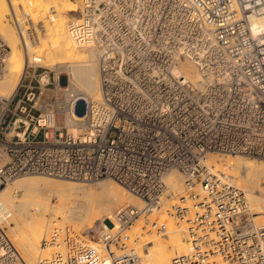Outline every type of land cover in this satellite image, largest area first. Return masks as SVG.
<instances>
[{"label": "built area", "instance_id": "built-area-1", "mask_svg": "<svg viewBox=\"0 0 264 264\" xmlns=\"http://www.w3.org/2000/svg\"><path fill=\"white\" fill-rule=\"evenodd\" d=\"M66 28L96 52L99 97H78L68 82L59 86L60 69L27 63L13 94L0 95V187L25 174L118 182L143 207L117 212V234L101 230L106 251L125 245L140 216L160 229L146 218L176 170L183 201L171 209L189 250L172 264H264V223L207 163L209 155L264 159V0H78ZM8 53L0 35V80ZM184 61L206 82L187 78ZM65 235V249L37 264H141L134 247L102 256L74 230ZM16 260L0 225V264Z\"/></svg>", "mask_w": 264, "mask_h": 264}, {"label": "bare ground", "instance_id": "bare-ground-1", "mask_svg": "<svg viewBox=\"0 0 264 264\" xmlns=\"http://www.w3.org/2000/svg\"><path fill=\"white\" fill-rule=\"evenodd\" d=\"M77 10L78 0H0V35L9 48L6 73L0 81V95L10 97L20 82L26 64L34 63L56 67L63 75L68 74V87L72 86L78 97H99L96 52L76 45L67 32V21ZM7 16L11 20L14 16L15 20L12 21L15 26L10 24ZM29 34L32 36L28 37ZM57 65H63L64 68ZM181 69L190 80L206 82L190 62H182ZM216 156L207 157L212 172L223 174L220 178L222 181L242 190L243 198L254 213V223L263 224L264 161L234 155L224 159ZM10 183L0 188V222L12 216L11 220L26 226L24 241L21 242L23 253L22 256L17 254V264H37L41 259L50 257L54 251H63L65 232L72 230L69 224L79 223L84 211L88 214V223L98 219L106 221L102 224L105 231L115 235L119 232L117 212L127 205L138 209L143 207L141 199L111 179L100 180L96 186L90 187L84 182L29 174L17 177ZM165 184V196L159 211L155 209L146 218L151 221L157 212V218L152 220L160 228L156 233L149 228L150 232L143 234L145 237L141 239L142 232L139 234V229L143 217L140 216L129 224V232L124 234L127 236L124 237L125 245L112 246L105 251L100 244L87 240L86 244L108 257L112 251L120 255L129 251V247H134V253L139 257L140 253L143 254L145 264H172L173 256L187 253L189 244L185 240L186 224L184 221L178 223L172 214L174 208L171 209L173 204H181L183 201L180 198L184 193L181 192L183 177L176 170L170 171L165 175ZM16 191H21L19 196L14 194ZM173 197H177V200L171 203ZM185 201V205L190 206L191 201L187 198ZM47 215L53 216V219ZM57 217L60 218L58 221ZM145 226L148 228L149 224ZM145 226L141 229L146 230ZM51 231H57L55 241L39 246V239L43 244Z\"/></svg>", "mask_w": 264, "mask_h": 264}, {"label": "rangeland", "instance_id": "rangeland-1", "mask_svg": "<svg viewBox=\"0 0 264 264\" xmlns=\"http://www.w3.org/2000/svg\"><path fill=\"white\" fill-rule=\"evenodd\" d=\"M19 13H21V10H20V8H19ZM8 17V19H9V22H10V24L12 25V26H15V24L13 23V21L15 20V18H14V16H12V20L9 18V16H7ZM30 36H32L31 34H29V36L28 37H30ZM59 66H61V68H62V66L63 65H57V67H59ZM63 68H64V66H63ZM68 76L69 75H63L62 77H64L63 78V82L60 84V86L61 87H64V86H67V84H66V82H68ZM3 79V78H2ZM2 79L0 80V81H2ZM75 91V90H74ZM83 110H84V103L83 102H79L78 104H77V107H76V111L78 112V113H82L83 112ZM217 158H225L226 156H216ZM243 157V156H242ZM223 158V159H224ZM247 158H252V157H247ZM259 160H262V161H264V159H259ZM25 175H29V174H25ZM25 175H21V176H25ZM30 175H41V174H30ZM43 176H46V175H43ZM20 177V176H19ZM47 177H52V176H47ZM17 178V177H16ZM53 178V177H52ZM54 178H57V177H54ZM15 179V178H14ZM14 179H12L11 181H9V182H7L6 184H4V185H2L1 187H3V186H5V185H7V184H11L10 182H12ZM57 179H63V178H57ZM103 179H105V180H110V178H100V179H98V180H95V181H93V182H85V181H75V182H79V183H85L86 185L88 184V186H90V187H94V186H96V183L98 182V181H100V180H103ZM112 180V179H111ZM114 181V180H113ZM95 182V183H94ZM0 187V188H1ZM183 188H184V185L182 186ZM183 190V189H182ZM181 190V192H183ZM180 192V193H181ZM20 193H21V191H16L14 194H17V196H19L20 195ZM180 193H178L177 195H179ZM173 201H171V203L172 202H175L176 200H177V197L175 198V197H173V199H172ZM54 201V200H53ZM161 207V206H160ZM160 207L158 208V210L157 211H159V209H160ZM34 211V210H33ZM83 212V211H82ZM159 213V212H158ZM11 217L12 216H8L7 218H5L4 220H2L1 222H0V225H1V227H3V229H4V231H5V233L7 234V236H8V238L10 239V241L13 243V245H14V247H15V249L17 250V254H19V256H22V253H23V248H22V241H24V236H25V234H26V226H24L23 224H21V223H17L16 221H14V220H11ZM47 217H51L50 219L52 220L53 219V216H48L47 215ZM82 219L79 221V223H77V224H75L74 222H72V224H69V228L70 227H72L71 229L72 230H75L76 231V233L77 234H79L80 236H82L85 240H87V241H91V243H94V244H96V245H102L103 246V244H102V242H101V240H100V238H99V234H100V232H101V230H103L104 229V226L102 225L103 223L105 224L106 223V221H103V220H100V219H98V220H94V221H92L91 223H88V219H87V217H88V214H87V212H83L82 213ZM142 218V217H141ZM153 218L154 219H156L157 218V212L152 216V220H153ZM60 218L59 217H57L56 218V220L58 221ZM142 220L143 221H141L142 223H141V228L143 227V226H145V225H148L147 224V221L146 220H144L143 218H142ZM151 220V221H152ZM173 220H175V219H173ZM175 222H176V220H175ZM144 224V225H143ZM11 226L13 227V229H11ZM150 226V227H149ZM149 226H148V228H146V226H145V228H146V230H142L141 228V231H140V229H139V234L141 233V239H143L145 236L144 235H147L146 233H148V231L150 232V230H152L153 229V231L156 233V228H152L151 227V225L149 224ZM89 227H91V228H89ZM144 228V227H143ZM149 228H150V230H149ZM120 229V228H119ZM52 232V231H51ZM51 232H49L47 235H49ZM129 232V230L127 229V230H125L124 232H123V236L124 237H127V236H125L124 234H126V233H128ZM154 233V234H155ZM144 234V235H143ZM144 236V237H143ZM138 240V239H137ZM39 243H38V245L39 246H42L43 244L41 243V241H40V239H39V241H38ZM104 248V247H103ZM140 252V251H139ZM103 256H105V255H103ZM140 257H141V264H145V262H144V259H143V254H141L140 253ZM17 261V262H16ZM15 262H14V264H17L18 263V260H16Z\"/></svg>", "mask_w": 264, "mask_h": 264}]
</instances>
